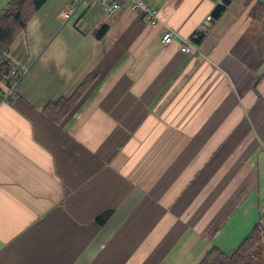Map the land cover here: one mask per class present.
Wrapping results in <instances>:
<instances>
[{"label": "crops", "instance_id": "1", "mask_svg": "<svg viewBox=\"0 0 264 264\" xmlns=\"http://www.w3.org/2000/svg\"><path fill=\"white\" fill-rule=\"evenodd\" d=\"M145 1L154 22L46 0L11 43L27 70L10 100L0 78V264H198L264 223V0H232L189 51L216 2ZM89 74L65 119L45 113ZM197 202H239L210 243Z\"/></svg>", "mask_w": 264, "mask_h": 264}, {"label": "trees", "instance_id": "2", "mask_svg": "<svg viewBox=\"0 0 264 264\" xmlns=\"http://www.w3.org/2000/svg\"><path fill=\"white\" fill-rule=\"evenodd\" d=\"M46 0H9L5 8L0 12V78L6 73L9 61L4 54L10 51V45L15 37L24 30L34 14L40 9ZM217 2L218 0H213ZM253 17L259 19L264 15L262 5L257 3L251 10ZM107 29L104 25L96 31L101 37ZM206 32L197 29L188 39L197 44L201 43ZM97 78L96 74H89L76 88L71 96L59 98L45 107V113L56 122H61L75 108L79 100L91 87ZM112 210L105 211L97 220L103 224L111 216ZM198 264H264V223L259 220L251 231L245 236L238 247L231 253L214 246L202 258Z\"/></svg>", "mask_w": 264, "mask_h": 264}, {"label": "built area", "instance_id": "3", "mask_svg": "<svg viewBox=\"0 0 264 264\" xmlns=\"http://www.w3.org/2000/svg\"><path fill=\"white\" fill-rule=\"evenodd\" d=\"M83 2L86 0H77ZM94 3L107 14H112L118 9H120L123 3H128L134 9L143 13L144 16L151 22L156 21L159 18L158 8L151 4L147 3L145 0H94ZM211 16L208 15L206 19L199 25V30L206 32L212 25ZM177 33L170 29L164 32L162 35L161 41L164 45H167L175 40ZM193 47V44L190 40H185V43L182 45L183 51H189ZM4 57L9 61V67L6 73L3 74V79L8 85V90L5 94V99L10 100L16 93L17 86L21 81L27 66L21 65L13 56H11L10 51L4 54Z\"/></svg>", "mask_w": 264, "mask_h": 264}, {"label": "rangeland", "instance_id": "4", "mask_svg": "<svg viewBox=\"0 0 264 264\" xmlns=\"http://www.w3.org/2000/svg\"><path fill=\"white\" fill-rule=\"evenodd\" d=\"M210 28H211V26H210ZM210 28L208 29V30H206V33L210 30ZM229 193H230V191H229ZM246 193V191L244 190V194ZM230 197V196H229ZM208 202V201H207ZM239 206V202H236L235 204H232V205H230V206H228V210L225 212L224 210H222V213L221 214H218V215H216V212L218 211H216V209H217V207H219V206H216V207H213L212 206V215L210 216V213L209 214H207V210L209 209V208H211L207 203H198L197 202V204L195 205V209H196V211L193 213L194 214V216L191 218V220H190V223L191 224H194V222H195V225L196 226H198L199 225V222L201 221V220H203V217L204 216H206L207 218V220H205V221H208L207 223H209V228L207 229H205L202 233H200V235L202 236V237H204L205 239H207L208 241H209V243H210V241L212 240V238L214 237V234H216L217 232H218V228L222 225V219L223 218H225L227 215L229 216L230 214H231V212L235 209V208H237ZM216 211V212H215ZM210 217H212L211 218V220H208ZM206 223V222H205ZM211 224V225H210ZM190 226V225H189ZM212 226V227H211ZM213 228H215L216 230L215 231H213V230H210V229H213ZM214 232V233H213ZM212 237V238H211ZM207 241V242H208ZM212 247H214V246H212ZM211 247V248H212ZM210 250H208V252H209ZM207 254V253H206ZM205 254V255H206ZM204 255V256H205Z\"/></svg>", "mask_w": 264, "mask_h": 264}, {"label": "water", "instance_id": "5", "mask_svg": "<svg viewBox=\"0 0 264 264\" xmlns=\"http://www.w3.org/2000/svg\"><path fill=\"white\" fill-rule=\"evenodd\" d=\"M232 0H218L213 7L210 16L212 22L219 19V17L223 14V12L226 10L227 6L231 3Z\"/></svg>", "mask_w": 264, "mask_h": 264}]
</instances>
